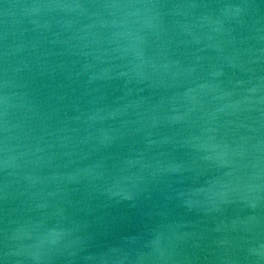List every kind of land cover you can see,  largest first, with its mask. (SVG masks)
Instances as JSON below:
<instances>
[{
  "label": "water",
  "instance_id": "95a60500",
  "mask_svg": "<svg viewBox=\"0 0 264 264\" xmlns=\"http://www.w3.org/2000/svg\"><path fill=\"white\" fill-rule=\"evenodd\" d=\"M0 264H264V0H0Z\"/></svg>",
  "mask_w": 264,
  "mask_h": 264
}]
</instances>
